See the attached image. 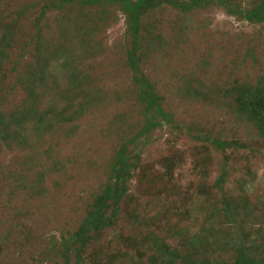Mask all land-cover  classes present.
<instances>
[{
    "label": "rangeland",
    "instance_id": "rangeland-1",
    "mask_svg": "<svg viewBox=\"0 0 264 264\" xmlns=\"http://www.w3.org/2000/svg\"><path fill=\"white\" fill-rule=\"evenodd\" d=\"M54 2L0 0V127L26 140L19 147L0 139V264H75L55 241L77 231L103 191L120 139L129 142L150 117L128 66L131 35L120 0L67 12L54 11ZM231 3L251 9L257 0ZM66 13L71 18L61 19ZM142 22L141 74L156 85L168 121L153 128L146 146L140 140L144 177L135 172L127 207L110 210L104 228L89 235L80 264H152L155 237L179 258L201 237L211 264H242V254L264 264V134L241 107L251 89H264V23L230 14L219 0L184 14L157 7ZM87 76L102 98L78 117ZM32 84L55 99L70 87L78 98L60 113L71 124L51 135L31 123L12 126L6 114ZM216 139L227 149L218 150ZM208 215L211 222L201 220Z\"/></svg>",
    "mask_w": 264,
    "mask_h": 264
},
{
    "label": "trees",
    "instance_id": "trees-1",
    "mask_svg": "<svg viewBox=\"0 0 264 264\" xmlns=\"http://www.w3.org/2000/svg\"><path fill=\"white\" fill-rule=\"evenodd\" d=\"M53 1H55L53 3L54 11L66 12L67 10L75 7L79 8V4L82 6H96L98 4L102 5L104 2H107V0ZM120 2L122 3L123 11L126 15L127 23L129 25V34L131 35V48L126 51V55L128 57V66L134 75L136 85L140 88L139 99L141 103L145 105V110L149 113L150 117L149 119L147 118V123L142 128L140 133H137L136 136L129 142L122 141L123 138L120 139L121 142L117 145L118 148L116 149L113 159L110 163L111 168L103 191L101 195L99 194L94 197L91 210L88 212L87 216L85 217L77 231L70 236L63 237L61 240L57 239L55 241L56 249L58 246H60L62 252L66 253L65 256L72 255L77 259L75 264H80L83 259L85 242L89 235L93 231H99L103 229L107 224L108 218H106V215L109 213V211L113 209L115 211V214L117 215V213L122 210L121 207L123 204L125 205V207H127L128 200L133 195L131 185L133 183L135 172H137L138 177L140 175L144 177V164L142 163V159L139 156L140 152L138 150L140 140V146H146L148 142L147 139L153 128L162 125V122L164 121H168L169 113L163 107L162 97L157 93L156 85L149 79H147L146 75L141 74L143 71L141 64L144 59L147 58L146 46L145 43H143V38L146 37L141 33L143 28H146L145 26H143V18L149 11L155 10L157 7H169L170 9L183 14L190 13L195 9L204 8L207 0H120ZM219 2L223 7L228 9L230 14L232 15H242V17H244V19L250 23H264V0H257V3L253 5L251 9H243L239 5L231 3V0H219ZM79 9L82 10L81 8ZM60 16L61 19H65L66 17L71 18V13L62 14ZM86 28L89 29V26L87 25ZM67 29L68 28H66V30ZM86 35L87 33L85 32L83 36ZM34 36L37 39L38 36ZM25 40H30L27 35ZM49 67L50 65H45L43 69H48ZM75 72L76 70H73L70 73L71 83L75 82L71 78L73 75H75ZM82 80L85 81L87 88L81 89V95L84 97V100H82V102L80 103H77L76 110H73V113L78 117L84 115L87 112L89 113V110H87L88 106H91L95 102L99 104V102L97 101L98 96L101 97L103 92L99 88V84L94 79H92L91 76H87ZM2 86L3 84L2 82H0V87ZM87 90L93 94L90 95ZM254 91L255 89H251V94H249L250 97H248L244 101V103L241 102V107L245 109V112H247L248 109V112L253 114L252 117H254L257 128L259 129V131H261L262 134H264V89H256V93ZM66 92H68L69 94L71 93L69 95L70 97H66ZM72 93L73 92L70 90V87H67V89H65L63 92H60V94L57 96V99L59 100L56 102V104H54L57 99L48 98L47 94L41 91L38 85L32 84L26 88L24 96L22 97L19 104H17L19 105V107L15 106L16 108L14 107L15 109L13 111H9V113L6 115H9L8 119L10 120L12 126H14L15 128L23 123H31L37 130H40L44 133L50 131L53 128H64L71 123H69L68 121L69 115L67 114L65 117H63L62 115L64 113H60V111L65 112L63 110L65 109V104H67V102H71L72 98L77 97L76 95H72ZM203 97H205V95H203ZM75 106L76 104L73 103L72 109H74ZM39 107L41 108V111ZM99 107L101 110L104 109V107L102 108L101 105H99ZM3 113V109L0 108V116H2ZM19 117H23V119H21V122ZM50 120H59L60 122L58 121L59 124L55 126L53 123H50ZM118 127L121 130V127ZM51 132L52 131L48 132V134L51 135ZM9 137H12V141L15 140L13 141V143H19V141L26 143V140L22 139L20 132L12 133L8 131L3 133L0 127V139H2L7 145L8 143L6 141L9 139ZM214 143L218 150L224 151L227 149V143L219 139H216ZM17 146L19 145L17 144ZM19 147H23V145ZM130 148H132L131 151L129 150ZM134 148L136 149V151L134 150ZM222 171H224L223 175H221L216 181V185L219 188H222L221 181L224 180L227 170L223 169ZM168 175H171V171L169 169L166 171V176ZM164 184L166 186V189L172 193L173 182L171 181V179L165 180ZM208 206V203H203L202 210L206 208V211H204V213H207L209 211L210 208H208ZM222 213H224L225 215H229V211L227 210V208ZM216 214L217 213H213V216H216ZM195 218L201 219L200 217ZM201 220L209 223L212 221V215H208ZM238 226L242 225L238 224ZM248 235L249 233H246L245 237H247ZM200 240L201 237L194 238L192 253H189L191 254L190 256L183 255V257L181 256L179 258V253L177 250H170L169 248L164 250L163 244L159 242L155 237L153 238V246L150 248L155 255V261H153L152 264H157L159 261H162L163 264H211V260L208 259L205 251H202V249H200L201 246H205L200 242ZM196 243L198 244V247L196 246ZM239 252L241 254L246 253L243 247L242 249H239ZM241 257L242 264H259V261L256 258H252V256L247 257L242 254ZM65 260L69 262L70 258L66 257Z\"/></svg>",
    "mask_w": 264,
    "mask_h": 264
}]
</instances>
